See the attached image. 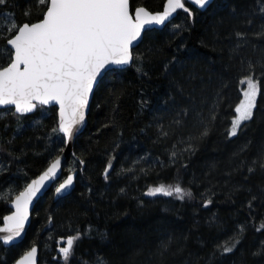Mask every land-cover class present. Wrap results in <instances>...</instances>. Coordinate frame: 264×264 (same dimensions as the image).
Masks as SVG:
<instances>
[{
    "label": "trees",
    "instance_id": "1",
    "mask_svg": "<svg viewBox=\"0 0 264 264\" xmlns=\"http://www.w3.org/2000/svg\"><path fill=\"white\" fill-rule=\"evenodd\" d=\"M165 2L131 0V6L159 11ZM188 6L194 16L180 10L165 29L148 32L135 49L136 52H145L148 46L154 49L144 65L147 75L130 66L122 73L106 76L96 89L88 126L78 137L74 155L64 167V177L79 171L76 188L58 201L54 199V191H49L36 205L24 241L9 248L0 243V264H14L36 244L41 248L40 264H65L59 248L66 246L67 237L77 232L82 236L76 241L68 264H94L97 256L105 258L107 264H156L155 259L150 262L149 253L155 250L160 238L167 236H172L175 243L166 264H264V256L252 255L264 242V230H255L264 222V172L258 167L252 175L246 168L234 171L239 159L233 157L241 145L251 141L241 156L251 162L264 146V77H260L259 65L256 75L261 79V94L254 119L238 137L229 139L226 135L246 87L239 81L247 74L239 57L229 58L233 40L226 37L237 29L252 30L242 23L243 15L233 17L230 9L234 6L238 13H250L255 0H216L206 11ZM29 7L26 0H9L7 7L0 6V18L8 11L17 23H23L28 19L25 12ZM31 11V21L35 22L38 9ZM258 24L257 17L253 29ZM174 25L180 26L175 34ZM249 39L252 43L241 53L245 61L264 58V40L252 36ZM4 44L0 40V49ZM173 57L176 59L169 64L166 74L163 66L173 61ZM6 62L0 55V63ZM177 82L205 112L222 83L228 87L223 89L218 118L209 135L197 143L194 154L183 152L173 164L171 152L179 154L187 147L178 141L182 137L187 140L189 133L197 130L171 125L174 110L165 101ZM202 99L208 103L201 105ZM141 101L146 102L143 107ZM38 118L41 120L37 121ZM58 120L57 107L45 106L34 114H9L0 119V146L7 149L0 150V159L7 165L0 175V187L10 181L18 194L63 150L64 140L51 141ZM113 122L115 127L111 126ZM105 124L110 126L106 128ZM157 124L170 132L168 138H158ZM9 152L19 158L13 160ZM112 155L116 159L106 181L103 173ZM80 160L85 163L80 164ZM129 168L134 171L126 172ZM177 179L182 186L192 189L194 199L181 202L162 195H143L149 187ZM240 186L241 190L236 191ZM121 188L125 190L123 193ZM253 196L257 199L252 201L250 210L248 202ZM208 197L213 203L203 208V200ZM11 200L0 197V225L11 211ZM213 216L216 222L210 225ZM240 225L246 228L242 243L233 253L221 255L216 245L229 241ZM99 233H106V237L102 239ZM139 249L144 251L137 256Z\"/></svg>",
    "mask_w": 264,
    "mask_h": 264
},
{
    "label": "snow or ice",
    "instance_id": "2",
    "mask_svg": "<svg viewBox=\"0 0 264 264\" xmlns=\"http://www.w3.org/2000/svg\"><path fill=\"white\" fill-rule=\"evenodd\" d=\"M8 2L9 0H0V6L7 7ZM26 3L30 7L25 12L28 17L25 22L17 23L13 17L0 28V40L5 41L3 49H0V55L7 61L0 63V106H14V111L7 109L0 112V119H4L9 114L31 113L38 106L58 105L59 120L52 132L62 134L66 142L71 141L78 133V126L85 121L90 97L94 95L95 89L101 87L106 76L122 73L129 66H136L138 72L147 75L144 65L151 59L154 49L151 46H148L145 52H136L135 49L143 43L148 32L156 30L154 26H166L177 10H183L192 17L194 13L189 4L207 10L213 0H167L163 11L156 13H152L143 6H137L132 11L130 0H26ZM31 8L38 9L35 22L31 21L33 14ZM230 15L233 17L243 15L242 23L252 30L237 29L226 37L233 40L229 48V58L239 57L241 66L247 72L239 81L247 87L243 90V99L235 106L236 115L226 131L229 139L238 137V134L243 132L248 122L254 119L255 110H257V98L261 94L260 77H264V58L256 62L245 61L241 53L242 49L252 43L250 36L257 40H264V0H255V6L250 13L247 11L238 13L237 8L233 6L230 9ZM257 17L259 24L253 29ZM179 31L180 26L174 25V34ZM175 59L173 57V61L164 64L163 71L166 74L169 72V64ZM257 65H259L260 77L256 75ZM227 87V83H222L205 112L203 106L197 107L195 98L191 94H186L180 83L175 84L174 92L165 101L166 105L170 102L174 110L171 125L191 126L197 130L190 132L187 140L182 137L178 141V143L186 144L187 147L180 150L179 154L175 150L171 152L170 158L173 164L178 155H182L183 152L194 154L197 143L209 135L211 127L218 118V110L224 96L223 89ZM185 100L187 103L183 102ZM200 103L205 105L208 101L202 99ZM145 104V101H141L142 107ZM109 126V124L104 125L106 128ZM111 126L115 127V123L113 122ZM157 129L158 138L164 139L170 136V132L162 124H157ZM8 143L11 144L12 141ZM250 144L251 141L241 145L238 151L233 153V157L239 159L234 171L240 172L246 168L249 175H252L258 167L261 172H264V146H261L251 162L247 158L241 159ZM115 147L119 145L116 144ZM172 147L175 149L176 145ZM0 150L7 149L0 146ZM9 156H12L13 160L19 158L11 152ZM115 159L116 156L112 155L104 169L103 175L106 181L110 177L113 169L112 161ZM79 163L85 162L80 160ZM60 167L61 159L57 157L37 179L27 184L24 191L16 196L15 212L4 217V227L0 228V232L7 233L3 237L4 244L13 241L24 231L29 217V205L36 194L45 187L46 181L56 177ZM181 167H187V165H181ZM125 171L133 172L134 169L129 168ZM141 171L144 170L141 169ZM73 181L74 175H67L66 179L56 187V193L63 195L73 185ZM241 188L242 186L237 187L236 191ZM124 191L123 188L120 189L121 193ZM143 195L149 197L162 195L181 202L195 198L192 189L182 186L179 179L170 184L160 183L158 186L149 187ZM256 199L257 197L253 196L248 202L250 210L253 207L252 201ZM212 203L211 197H208L203 200L201 206L208 208ZM215 222V216L209 219L210 225ZM255 230H264V222ZM245 231V226L240 225L229 241L224 244L218 243L216 249L221 255L233 253L242 243ZM99 235L102 239L106 237V233H99ZM81 236L80 232L69 235L66 246L59 248L65 264H68L74 255V245ZM174 243L172 236L160 238L155 245V250L149 253L150 262L155 259L156 264H166V258L172 252ZM36 251L37 249L32 247L17 264H34ZM143 251L139 249L136 255H142ZM215 254L214 251L212 255L215 256ZM252 255L264 256V242ZM94 264H107V261L97 256Z\"/></svg>",
    "mask_w": 264,
    "mask_h": 264
},
{
    "label": "water",
    "instance_id": "3",
    "mask_svg": "<svg viewBox=\"0 0 264 264\" xmlns=\"http://www.w3.org/2000/svg\"><path fill=\"white\" fill-rule=\"evenodd\" d=\"M215 1L216 0H213V3H215ZM166 2H167V0H166ZM166 2H165V4H166ZM213 3H212V5H213ZM165 4H164V6H165ZM130 5H131V0H130ZM211 5V6H212ZM210 6V7H211ZM143 7H145L147 10H149V11H151L152 13H156V12H162L163 11V9H164V7H163V9L162 10H159V11H152V10H150L149 8H147L146 6H143ZM194 7H196V6H194ZM210 7H208V8H210ZM197 9H199L198 7H196ZM207 8V9H208ZM131 10L132 11H134V9H132V6H131ZM199 10H201V11H206V10H203V9H199ZM180 10H177V12L176 13H174L173 14V17L171 18V21L170 22H167L166 23V26H154L155 27V29L156 30H163V29H165L176 17H177V15H178V12H179ZM141 44V43H140ZM139 44V45H140ZM130 67V66H129ZM95 91H96V89L94 90V94H95ZM93 98H94V95L92 96V97H90V101H89V108H88V110H87V112H86V118H85V121H84V123L82 124V125H80V126H78V128H79V131H78V133L75 135V137L71 140V141H66L65 142V147L63 148V150L55 157V158H57V157H59L60 159H61V167H60V169H58V171H57V175H56V177L55 178H50L48 181H46V183H45V187L44 188H42L41 190H40V192H38L37 194H36V196L33 198V201H32V203L29 205V217H28V220L26 221V223H25V227H24V231L23 232H21V234L18 236V237H15V239L13 240V241H11V242H9L8 244H4V242H3V237L5 236V235H7V233H3V232H0V243H2L5 247H12V246H17V245H19V244H21L23 241H24V239L26 238V235H27V232H28V229L30 228V226H31V223H32V219H33V211H34V209H35V207H36V205L38 204V202L49 192V191H51V190H53L54 191V199L55 200H60V199H62V198H65V197H67V196H69L70 194H72L73 193V191H74V189L76 188V185H77V177H78V173H79V171L78 170H74V171H72V172H70V173H68L67 175H69V174H73L74 175V181H73V185L66 191V192H64L63 193V195H58L57 193H56V191H55V189H56V187H58L59 186V184L60 183H62L63 182V180L64 179H66V177L67 176H65L64 177V167H65V163L67 162V160L72 156V155H74V149H75V145H76V141H77V139H78V137L86 130V128H87V126H88V123H89V114H90V110H91V105H92V101H93ZM40 106H38L36 109H34L33 110V112H31V113H26V114H22V115H30V114H34L37 110H38V108H39ZM45 107H57V112H58V119H59V106L58 105H46ZM8 108H13L14 109V106H0V110H2V109H8ZM19 115H21V114H19ZM1 141H2V136H1V133H0V144H1ZM65 141V140H64ZM55 158H53L51 161H53ZM50 161V162H51ZM50 164V163H49ZM49 164H48V166H49ZM47 166V167H48ZM47 167L39 174V175H41L46 169H47ZM39 175L37 176V177H35V178H33V179H31L27 184H29V183H31V181L32 180H34V179H37L38 177H39ZM27 184H26V186H27ZM25 186V187H26ZM25 187L20 191V192H22V191H24V189H25ZM20 192L16 195V196H18L19 194H20ZM16 196H14V198L10 201V203H9V207H10V209H11V211L6 215V216H8V215H12L14 212H15V206H14V201H15V198H16ZM4 227V219H3V223H2V225H0V228H3ZM32 247H35L36 249H37V251H36V254H35V257H34V264H40V258H41V248H40V246L39 245H34V246H32ZM31 247V248H32ZM30 248V249H31ZM30 249L28 250V251H30ZM27 251V252H28ZM27 252H25L19 259H17L15 262H14V264H17V262L27 253Z\"/></svg>",
    "mask_w": 264,
    "mask_h": 264
},
{
    "label": "rangeland",
    "instance_id": "4",
    "mask_svg": "<svg viewBox=\"0 0 264 264\" xmlns=\"http://www.w3.org/2000/svg\"><path fill=\"white\" fill-rule=\"evenodd\" d=\"M14 16H13V14L11 13V12H4V13H2L1 14V18H0V20H1V24L4 26L10 19H12ZM15 19V18H14ZM16 21V20H15ZM17 22V21H16ZM246 87H247V85H246ZM245 87V88H246ZM244 88V89H245ZM241 99H243V93H242V98ZM8 109H11V110H13V108H8ZM3 110V109H2ZM5 110H7V109H5ZM5 110H3V111H5ZM3 111H1V112H3ZM39 120H41V118H38L37 119V121H39ZM34 123H36V121L34 122ZM59 139H62V140H64V138H63V135L62 134H59V133H53L52 134V137H51V141L52 142H54L55 140H59ZM0 169H2V170H0V175H1V173L3 172V171H5L6 169H7V165H6V163L4 162V161H2L1 159H0ZM17 195V189H16V187L15 186H13L11 183H10V181H7V182H5L4 183V185H2L1 187H0V197L1 198H5V199H13L14 198V196H16Z\"/></svg>",
    "mask_w": 264,
    "mask_h": 264
}]
</instances>
